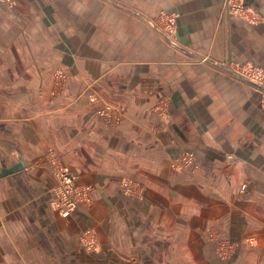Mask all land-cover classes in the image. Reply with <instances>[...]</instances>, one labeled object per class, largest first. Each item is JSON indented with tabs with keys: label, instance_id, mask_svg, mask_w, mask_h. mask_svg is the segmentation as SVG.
Listing matches in <instances>:
<instances>
[{
	"label": "crops",
	"instance_id": "obj_1",
	"mask_svg": "<svg viewBox=\"0 0 264 264\" xmlns=\"http://www.w3.org/2000/svg\"><path fill=\"white\" fill-rule=\"evenodd\" d=\"M10 1L0 264H264V110L233 74L264 71V0H235L248 20L226 0ZM52 155L93 190L68 217L51 207ZM184 155L196 168L174 171Z\"/></svg>",
	"mask_w": 264,
	"mask_h": 264
},
{
	"label": "built area",
	"instance_id": "obj_2",
	"mask_svg": "<svg viewBox=\"0 0 264 264\" xmlns=\"http://www.w3.org/2000/svg\"><path fill=\"white\" fill-rule=\"evenodd\" d=\"M11 2L10 0H5ZM225 7L232 15H236L243 19H247V11L242 5H235L234 0H226ZM161 20L167 22V26L171 35L174 31V22L175 18H167L165 15H162ZM248 20V19H247ZM251 22H254L253 19H250ZM234 76L245 80L246 82L255 86L259 91L264 93V71L254 67L252 65L240 66L236 65ZM64 76L62 72L56 74V79H62ZM264 106V99H263ZM109 110V109H108ZM107 113L104 112L103 116H106ZM52 172L54 177L57 180V185L53 190V197L51 200V207L57 211L62 217H68L74 214L80 206L84 204H89L91 202L92 188L85 185H80L76 177L72 174L71 170L62 164L59 163V160L55 155H52L51 159ZM196 168L194 163V158L191 155H184L173 162V168ZM130 190L129 185H126ZM85 247L90 251H95L97 243L95 237L92 233H87L85 236ZM223 244V243H222ZM226 246V244H223ZM227 248V246H226ZM228 249H231V246H228Z\"/></svg>",
	"mask_w": 264,
	"mask_h": 264
},
{
	"label": "rangeland",
	"instance_id": "obj_3",
	"mask_svg": "<svg viewBox=\"0 0 264 264\" xmlns=\"http://www.w3.org/2000/svg\"><path fill=\"white\" fill-rule=\"evenodd\" d=\"M234 2H235V5H239L240 3L239 2H237V1H235L234 0ZM225 9H226V12H227V14L229 13L230 14V12L227 10V8L225 7ZM163 15H165L167 18H171V17H174L175 18V22H176V16L175 15H167V14H163ZM230 15H232V14H230ZM232 16H235V17H237V18H240V19H243V18H241V17H238V16H236V15H232ZM175 22H174V27H172L173 28V31L175 32ZM254 23V22H253ZM166 26H167V22H166ZM166 33L168 34V35H171L172 34V32H170L169 31V29L166 27ZM246 66H248V65H246ZM258 68V67H257ZM260 69V68H259ZM262 70V69H261ZM263 71V70H262ZM59 72H61V71H59ZM58 73V72H57ZM56 73V74H57ZM260 93H261V101H262V108H263V110H264V106H263V99H264V93L263 92H261L260 91ZM59 163L60 164H62L60 161H59ZM63 165V164H62ZM171 167H172V169L174 170V171H180L181 170V168H176V167H174L173 168V164L171 165ZM122 184H123V188H124V191H125V193L127 194V195H137V192H138V190H137V188H136V186H135V183H133L132 181H130V180H125V181H123L122 182ZM129 185V187H130V190H128L129 188L126 186V185ZM81 185V184H80ZM86 186V185H85ZM92 188V187H91ZM210 238L212 239V240H215L216 241V243H217V246H218V249H219V252L223 255V256H225V257H229V256H231L232 254H234V252L236 251V248H237V246L235 245V244H233V243H231V242H228V241H222V240H220L219 239V237H216L214 234H211L210 235ZM226 244V246H227V248H226V246H223V244ZM228 246H231V249H228Z\"/></svg>",
	"mask_w": 264,
	"mask_h": 264
}]
</instances>
